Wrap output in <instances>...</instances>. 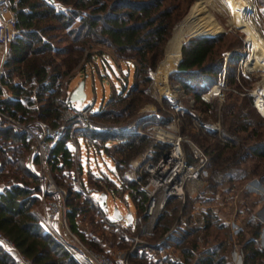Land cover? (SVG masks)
Listing matches in <instances>:
<instances>
[{"label":"trees","instance_id":"obj_1","mask_svg":"<svg viewBox=\"0 0 264 264\" xmlns=\"http://www.w3.org/2000/svg\"><path fill=\"white\" fill-rule=\"evenodd\" d=\"M58 1L69 5L70 9H58L46 0H14L12 10L19 33L11 41L0 71V112L25 125L32 120H41L50 126L57 125L63 109L69 104L66 89L63 90L64 94L61 93L63 79L67 84L76 74L85 79L94 73L97 59L100 58L101 64H104V57L109 53L93 51L92 48L103 45L111 50L109 56L120 69L122 62L134 67V81L129 87L130 92L126 94V98L119 99L122 100L123 110L128 114L133 113L142 103L143 86L150 80L149 71L162 57L172 25L181 16L188 0ZM216 38L193 36L181 46V60L174 73L178 75L183 87L192 90L196 99H199V93L214 83L216 72L221 67V61L215 60L216 55L220 54L218 48H214ZM16 76L26 81L34 77L35 92H32V85L22 88L14 80ZM190 82H196L199 86L194 88ZM250 102L249 100L248 103ZM91 114L105 118L107 114L113 113L97 109L88 114V120ZM185 115L189 114L185 112ZM225 116L220 135L229 143L220 144L214 135L193 136L194 142L209 157L206 188L211 192H216L221 187L236 186L235 181L238 179L234 177L235 169L243 159L253 157L258 161L264 160V138L256 124L250 121L247 114L231 108L226 111L223 109V117ZM169 120L170 118L163 119L161 123ZM73 122L77 121L74 119L69 125ZM86 131L90 133L93 143L95 137L103 142L112 137L118 141L116 150L124 153L127 150L123 157L109 156L116 168L125 164L127 158L140 148V141L143 142L146 138L137 133H123L120 129L106 133L89 125L85 126ZM67 136L68 132H65L50 150L48 163L52 171H61L72 164L70 151L65 147ZM30 142L31 138L24 129L0 116V172L12 175V183L0 190V232L12 240L15 247L30 258L32 264H80L54 238V233L44 230L33 211L38 201L35 192L39 190V186L24 188L21 184L37 182L38 179L25 164ZM159 147H163V144ZM258 177L264 180V172H260ZM101 179L99 176L94 177L91 184L106 194L108 191L121 195L125 192L111 178L106 179L113 184L112 187L110 183H102ZM79 195V190L73 189L64 194L66 222L71 232L77 234L88 246L96 247V242L85 240L78 231L75 216L84 211V202L94 203L97 207L100 204L98 201L94 202L90 195H86L81 204ZM130 195L136 210L132 223L138 226V222L140 224L144 219H138V216L143 210L145 196ZM191 200V197L187 198L182 210L187 219ZM172 209L171 214L162 213L155 224L154 231H158L159 236L164 237L166 234L155 248L159 245L177 248L183 259L181 264H233L229 258L233 244L226 236L229 225L220 222L214 211L210 209L205 214L202 228L177 223L170 229L177 207ZM241 227L235 234V243L239 247L242 264H264V244L258 243L261 222L248 214ZM203 232H214L213 241H206L198 248L197 234ZM139 246L138 244L132 248L127 254L128 259L132 264H151L144 260ZM169 259L172 264H180L175 257ZM0 264H15L11 255L1 246Z\"/></svg>","mask_w":264,"mask_h":264},{"label":"rangeland","instance_id":"obj_2","mask_svg":"<svg viewBox=\"0 0 264 264\" xmlns=\"http://www.w3.org/2000/svg\"><path fill=\"white\" fill-rule=\"evenodd\" d=\"M197 1L198 0H188L181 16L173 23L170 34L164 44L162 57L155 67L149 71L150 80L143 86L144 96L142 97V103L138 109L131 114L123 110L122 100L120 101L119 99L122 97L126 98V94L130 92L129 87H131L134 81V67L122 62L120 63L122 69H120L110 57L111 50L109 48L103 45H95L92 48L93 51L101 50L107 54L109 53L110 56L105 55L104 64H101L100 58H98L96 61V71L94 70V73L85 78L86 97L81 105H76L73 102L70 103L76 110L90 105L91 112L101 109L113 113L112 115L107 114L105 118H98L91 114L88 120V125L91 128L95 127L106 133H112V131L116 132L120 129L123 133H137L146 137L143 142L140 141L138 144L140 148L136 153L129 156L127 161L141 152L149 144V137L145 135V129L150 124L161 123V120L166 118H170L171 120L172 118L178 117L182 132L187 134L190 139L194 141L193 136L197 137V135H200L191 132L189 129L194 120L199 123L218 121L221 127L222 124L224 125L223 119H226V116L223 117V109L226 111L231 108V110H238L247 114L250 121L256 124L257 130L262 132L261 137L263 136L264 138V117L255 109L253 105V96L250 94L256 87H261L262 90L261 81L264 73L259 68L252 65L248 56L246 35L228 23V15L224 10L221 12L211 10L216 21L218 23L221 22L220 24L223 26V31L213 36V38L219 36L216 38L217 40L215 41L214 48H218L220 53L218 56L216 55L215 60L221 61V67L216 72L213 84H218L221 87L222 95L218 98L214 97L206 102L201 98L203 91L199 93V99H196L191 89H186L182 86L178 75L174 73L175 70H171L177 68L176 63L179 59V47L181 42L187 38V36L184 38L182 34L178 33V30H180L179 26L185 20L184 18L189 15ZM249 1L251 6L246 13V18L253 23L254 29L264 38V0ZM189 38H193V36ZM168 40H171V42L166 57L165 51ZM163 64L164 66H162ZM169 70L171 71L168 73ZM124 73L126 74L124 75ZM77 76L76 74L73 78ZM16 77L14 78L15 81L18 80ZM62 83L61 93L64 94V88L69 92V85L67 82V84H65V79H63ZM190 83L194 88L199 86L196 82ZM32 98L35 99L34 94H32ZM249 100L251 101L250 103H248ZM174 104L180 106V108L175 110L173 108ZM257 105L264 113V95L262 96L261 92H258ZM185 112L189 115H185ZM14 120L16 119L14 118ZM76 121L77 122H73V124H81V120L76 119ZM11 123L20 127V122L18 120ZM29 124L45 125L47 123L41 120H32ZM85 134L86 136L89 135L87 136V140H93L88 131H86ZM94 140L95 143L90 141L89 143H91V145L86 146L84 138L81 136L79 137L80 150L82 152L81 164L78 163V158L76 157V153H74L72 155V164L69 167H65L61 171H52L48 163L43 178L37 175V182L28 181L27 183H21L22 185H27L28 188H33L35 185L39 186V190L35 192L38 194V201L35 206L41 201V188H43L47 180L48 173H50L59 189L68 192V190L77 188L80 192L79 203L81 204L84 198L88 196V193H91L93 198L96 199V191H101L91 184L94 181V177H101L102 179L100 181L102 183H110L107 179L110 180L111 178L113 180L112 182H115L117 187H125L124 180L119 178V176L127 162L120 165V168H116L113 160H111L109 156H111V158L123 157L124 154L127 153V150H125V153L116 150L115 146L118 144V141L112 137H109L106 141L104 140V142L98 137H95ZM29 154L30 150L26 155V166H28L27 158ZM31 172L34 173V171ZM260 172H264V160L258 161L253 157L243 159L235 169L234 177L238 179L235 181V184L237 187L241 188V196L243 198L242 202L238 203L236 213L233 215L235 226L232 227L230 225L229 231L226 233L227 238L233 244L229 251V255L230 252H232L234 264H241V255L239 247H237L235 243L234 234L242 228V219H245L248 214H251L255 220L261 222L262 228L259 233L258 243L260 245L264 244V180L259 179L258 174ZM10 176L12 177V175ZM10 176L4 173V171H1L0 186L3 187L7 186L6 184H10L12 181ZM206 182H208V180H206ZM109 185L112 187L111 185L113 184L110 183ZM118 191L120 190L118 189ZM53 197L56 198L57 194L54 193ZM192 202L193 200H191V204ZM82 205H84V211L80 212L77 218L78 231L82 233L85 240L96 242V247L88 246L77 234L72 232L78 239L77 241L61 227L56 228L57 234H52L54 238L60 241L63 246L69 250L80 264H82L80 257H83L88 264H96L88 251L100 254H106L108 251L113 250H122L125 252L133 245V238L137 235H141L139 231V222L137 226L136 223L133 225V221L128 223L124 218L117 220L111 215L113 207H117L121 210L122 214L127 210L135 213V207L129 192L126 191L121 195V193L112 194L108 191L106 206H100L105 212L99 209V206L97 207L94 203L84 202ZM232 205L230 200L224 208L230 211L233 208ZM174 206L178 208V203L173 200L170 202L169 207L172 209ZM220 206L222 209V205ZM216 207L218 208L217 205ZM225 209H223V211ZM223 211L219 210L222 218L220 222L225 223V221L222 220H227L229 214ZM106 212L110 220H115L111 228L104 226ZM172 212L173 209L171 210V213ZM38 215L40 216L39 213ZM213 234L214 232L208 234L204 232L198 233V248L202 247L206 241L212 242ZM245 235H247L246 230ZM161 238L163 237L162 235L159 236L158 231H153L151 234L145 235L144 240L148 242V245L140 244L139 251H142L141 254L144 255L142 256L144 260L151 262V264H172L169 258H174L175 255L179 256L178 249L169 245L165 247L159 245L155 248L154 245L156 244L154 243ZM158 244L160 243H157V245ZM108 247L109 249H107ZM141 254L138 256H141ZM181 262L182 261H180V264ZM187 264H191V262Z\"/></svg>","mask_w":264,"mask_h":264},{"label":"built area","instance_id":"obj_3","mask_svg":"<svg viewBox=\"0 0 264 264\" xmlns=\"http://www.w3.org/2000/svg\"><path fill=\"white\" fill-rule=\"evenodd\" d=\"M46 1L58 9H70L69 5L61 3L58 0ZM13 2L14 0H0V54L2 58L8 52L11 41L19 33V29L16 26V18L12 10ZM16 78L22 88H28L32 85V92L34 93L36 89V80L34 77L29 81L24 80L22 77ZM215 85L217 87L216 90L208 96L205 97L204 93L210 90V88L201 94V98L204 101L207 102L214 97L218 98L222 95L221 87L218 84ZM257 92H259V87H256L250 93L253 96L254 106ZM256 107L257 112L264 117V113ZM173 108L178 110L180 106L174 104ZM90 112V105L76 110L69 102L61 113L60 122L55 126L47 124L25 125L19 123V126L31 138L30 146L37 156L36 174L39 173L37 175L42 178L44 177L50 150L55 141L65 132L73 136L78 130H84L85 126L88 125V114ZM0 116L6 118L9 122H16L13 117L2 112H0ZM74 119L81 120V124L69 125ZM189 129L195 134L205 136L214 135L220 144L227 142L220 135L221 127L218 121L199 123L194 120ZM84 132L85 130L82 131V133ZM145 133L151 142L141 152L127 161L120 174L121 179L125 182V192L127 191L137 197L141 195L145 196L143 210L138 216V219L144 218L139 226L141 235L133 238V245L125 252L122 250H113L108 251L106 254H100L88 251L96 264H132L127 254L137 244L148 245V242L144 240V236L154 231L155 224L162 213H171L172 209L169 205L173 200L178 203V208L170 229L177 223L182 225L190 224L202 228L204 225V216L210 209L221 220L219 210L223 211L225 209L224 206L230 200L233 208L230 211L226 209L223 211L229 214V218L222 221H225L229 226H235L233 215L236 213L238 203L242 202L241 188L237 186L229 188L221 187L216 192H211L206 188L209 163L208 154L197 143L192 141L187 134L182 132L179 118H172L166 123L150 124L145 129ZM88 141L92 142L91 139ZM160 144H163V147H159ZM47 176V180L43 188H41V196L44 198L45 205V211L43 217H41V224L45 231L54 234H57L56 228L61 227L78 241L76 236L68 228L66 222L64 192L57 187L50 173ZM23 187L28 188L27 185ZM54 193L57 194L56 198L53 197ZM188 197H191L193 202L189 209V217L187 219L182 210ZM93 200L94 202L98 201L97 198H93ZM220 205H222V209ZM114 221L105 215L104 226L111 228L114 225ZM244 221L245 219H242L241 224ZM163 238L157 240L154 244L160 243ZM0 246L11 255L15 264H32L30 258L21 253L15 247L12 240L4 236L1 232ZM82 258L80 257L81 261ZM82 264H84L83 261Z\"/></svg>","mask_w":264,"mask_h":264},{"label":"bare ground","instance_id":"obj_4","mask_svg":"<svg viewBox=\"0 0 264 264\" xmlns=\"http://www.w3.org/2000/svg\"><path fill=\"white\" fill-rule=\"evenodd\" d=\"M250 6L249 0H198L191 9L189 15L184 18L185 20L183 19L184 21L182 20L183 22L179 26L180 30H178V33L182 34L184 38L190 34L215 36L223 31V26L220 24L221 22L218 23L216 21L211 10L220 12L224 10L228 15V23L246 35L247 51L252 65L259 68L264 73V38L254 29L253 23L246 18V13L250 9ZM171 40L167 43L165 51L166 57ZM261 83L262 90L261 87H259V92H261L263 96L264 74ZM214 85L215 84L210 87V90L204 93L205 97L216 90L217 87ZM257 99L258 92L255 100V107L257 106L256 108L263 113V110L257 105ZM82 261L84 264H88L83 258Z\"/></svg>","mask_w":264,"mask_h":264},{"label":"crops","instance_id":"obj_5","mask_svg":"<svg viewBox=\"0 0 264 264\" xmlns=\"http://www.w3.org/2000/svg\"><path fill=\"white\" fill-rule=\"evenodd\" d=\"M62 3V2H61ZM3 60H4V58H2V56H1V54H0V71H1V69H2V64H3ZM78 75V74H77ZM80 79H82V77H80V75H78L76 78H71L69 81H68V85H69V92H70V90L77 84V82L80 80ZM85 80V79H84ZM86 84V83H85ZM86 86V85H85ZM69 92H68V94H69ZM85 130V129H84ZM84 130H82V129H80V130H78L77 131V133L76 134H74L73 136H71V135H69V133H68V136H67V138H66V140H65V147L70 151V154H71V158H72V155L74 154V153H76V157L78 158V163L79 164H81V154H82V152H81V150H80V143H79V137L81 136V137H83L84 138V141H85V143H86V146H88V145H91V143H89L90 141H88L87 140V136H89V135H87L86 136V134H85V132L84 133H82V131H84ZM86 139V140H85ZM30 154H29V156H28V158H27V163H28V168L31 170V171H34V173L36 172V167H37V156H36V154H35V152H34V150L31 148V146H30ZM29 152V151H28ZM64 169V168H63ZM62 169V170H63ZM36 174V173H35ZM37 175V174H36ZM12 183V181L10 182V184ZM10 184H6L7 186H9ZM3 187H5V186H3ZM2 186H0V190L3 188ZM73 190H78L77 188H73ZM62 192H64V194H66L67 192L66 191H64V190H62ZM96 193H97V191H96ZM36 194V193H35ZM98 194V193H97ZM88 195H90L91 197H93L92 196V194L91 193H89ZM36 196H38V194H36ZM106 197H107V194H106ZM41 198V201L38 203V205L37 206H35V207H33V211L35 212V214L36 215H38V213L40 214V216L38 215V217H39V221H40V223H41V217H43V214H44V211H45V205H44V198L43 197H40ZM38 209V210H37ZM99 209H101L103 212H105L101 207H99ZM120 212H122L121 210H119ZM128 211V210H127ZM130 211V210H129ZM131 212V214H132V221H133V219H134V216H135V213L134 212H132V211H130ZM135 212H136V210H135ZM106 215H107V212H106ZM78 216H79V213L75 216V222H76V225H77V218H78ZM126 221V220H125ZM58 228H60V227H58ZM77 228H78V226H77ZM155 246V245H154ZM107 249H109V247L107 248ZM106 249V250H107ZM232 252H230V260L233 262V264H234V259L232 258V254H231ZM175 258L178 260V261H182L183 259H182V257L181 256H176L175 255ZM241 264H242V262H241Z\"/></svg>","mask_w":264,"mask_h":264},{"label":"water","instance_id":"obj_6","mask_svg":"<svg viewBox=\"0 0 264 264\" xmlns=\"http://www.w3.org/2000/svg\"><path fill=\"white\" fill-rule=\"evenodd\" d=\"M192 36L212 37L210 35H205V34H201V35L190 34V35H188L187 38L184 39L181 42V44H180V47H179V59H178V61L176 63V66L178 65L179 61L181 60V57H180L181 51H180V49H181V46H182L183 42L188 40L189 37H192ZM166 47H167V44H166ZM176 69L177 68H173L171 70H176ZM171 70H169L168 73ZM85 97H86L85 80L84 79H80L77 82V84L70 90V92L68 94V99H69V102H71V103L73 102L76 105H81V103H82V101L84 100ZM97 199H98V202H99L100 206H102V207L106 206V193L105 192H103V191L98 192ZM111 215H112V217L114 219L119 220V219L124 218L128 223L132 222V214H131V212L129 210L126 211L124 214H122L117 207H113Z\"/></svg>","mask_w":264,"mask_h":264}]
</instances>
